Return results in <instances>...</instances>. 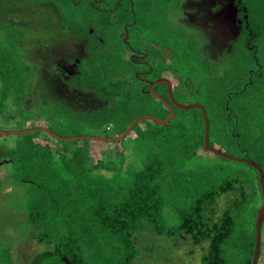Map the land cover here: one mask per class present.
<instances>
[{"label": "trees", "instance_id": "1", "mask_svg": "<svg viewBox=\"0 0 264 264\" xmlns=\"http://www.w3.org/2000/svg\"><path fill=\"white\" fill-rule=\"evenodd\" d=\"M177 2L0 0V120L28 121L22 128H35L15 134L8 170L10 178L27 184L29 238L47 246L24 264H66L62 257L71 264H132L139 255L133 236L142 230L171 237L172 245L188 237L205 251L200 264H252L263 205L259 174L204 149L200 109L171 105L174 115L167 123L141 120L121 141L64 140L114 138L142 115L166 119L168 109L149 90L150 83L165 78L177 104H184L177 98L207 103L200 104L210 147L253 162L264 185V0H235L234 59L219 74L169 19ZM30 3L38 4L47 21L43 27V21L18 14ZM11 12L19 23L7 19ZM68 38L81 42L82 55L75 72L61 71L54 82L74 90L69 102L49 92L51 100L44 94L50 90L46 76L60 75V68L54 59L47 69L40 49H49L51 40L64 47ZM39 89L44 95L38 96ZM75 90L103 104L75 112L70 104ZM154 91L169 102L164 83ZM203 149L210 163L200 159ZM263 224L264 219L257 264ZM12 257L11 246L1 244L0 264H18Z\"/></svg>", "mask_w": 264, "mask_h": 264}, {"label": "rangeland", "instance_id": "2", "mask_svg": "<svg viewBox=\"0 0 264 264\" xmlns=\"http://www.w3.org/2000/svg\"><path fill=\"white\" fill-rule=\"evenodd\" d=\"M36 5L38 4L23 5L19 8L18 14L23 16L22 19L30 18L29 20L31 21V18H33V22L40 24L44 19H41L39 7ZM9 10L16 12V10ZM12 12L11 16H7V19L19 23V17ZM168 16L173 24L186 31L194 40L201 52L200 55L209 62L214 73H222L223 70L230 66L231 61L234 59L233 44L239 30L235 20V0H179V2L174 3ZM46 22L43 21L41 27ZM56 36L59 37L56 33L53 35V39ZM72 39L68 38L64 42V47H61L62 43L54 45L51 40L49 49H40L41 54L44 55H42L43 62L48 63L47 69L49 64L56 59V67L60 68L58 71L60 75L54 74L49 77L46 74L50 90L44 93V90L39 89L38 96L45 94V96L53 100L52 95L49 94V92H53L54 97L58 96L57 98L63 101L74 90L72 87L69 92L59 84L60 82H54V80L59 81L58 77L61 76V71L72 73L76 70L74 62L78 56L82 55V47L81 42ZM37 53L39 54L38 50ZM66 56L72 61L69 63L64 62L62 57ZM37 59L40 60V58ZM47 71L49 73L50 70ZM76 94L77 96H73L75 99L70 102L71 105L73 103L72 107L75 112L89 111L103 104V101L93 97L87 91H78ZM177 100L184 103L181 105H201L200 103H204V105L208 106L203 99L200 100L198 98L191 100V102H185V100L179 98ZM67 102H69V99H67ZM30 104L31 106L34 105L31 102ZM3 112L6 111L3 110ZM17 121L20 125L15 126ZM34 122L40 124L38 119ZM30 123L28 121L22 123L21 121L19 122V119L12 118V120L8 121L0 120V127L8 131H23L26 129L22 127ZM16 137L17 135L10 134L0 138V171L2 173H0V178L3 179L0 183V245L11 246L12 258L18 264H24L31 256L45 250L47 246L29 238L30 233L24 218L26 213L24 200L27 184L17 182L12 177L10 178L9 175L7 151L13 141L16 140ZM124 147L127 148L128 144ZM91 151L95 159L100 157L96 147H92ZM200 159L210 163L212 156L205 153L203 149V152H200ZM225 198L224 196L220 198L219 210L223 207ZM262 230H264V224ZM133 241L139 251V255H137L132 264H200L205 253L203 248L194 245L188 237L180 238L176 244L172 245L173 238L158 236L148 230L136 232L133 236ZM258 264H264V236L262 238V255Z\"/></svg>", "mask_w": 264, "mask_h": 264}, {"label": "water", "instance_id": "3", "mask_svg": "<svg viewBox=\"0 0 264 264\" xmlns=\"http://www.w3.org/2000/svg\"><path fill=\"white\" fill-rule=\"evenodd\" d=\"M160 83H164L167 87V93H168V98H169V102H167L165 99H163L161 96H158V94L154 91V87ZM149 90L152 94V96H154L155 98H157L169 111V115L167 116L166 119H159L155 116H151V115H142L139 116L137 118H135L126 128V130L118 135L117 137L114 138H105V137H100V136H79V137H70V138H64V140H74V139H89V140H94V141H100V142H112V141H121L123 140L126 135L129 134V132L131 131L132 127L134 126V124H136L137 122L141 121V120H151L154 121L156 123L159 124H165L167 123L174 115V111H173V107L179 108V109H191V108H198L201 110L202 112V116H203V120H204V149L206 151H209L219 157L222 158H226V159H231L233 161H240L242 163H246L248 165H250L251 167H253L254 169L257 170L258 174H259V183H260V187H261V192L263 195V205L262 207L259 209L258 214H257V219H256V226H255V230H256V240H255V251H254V255H253V259H252V264H257V257H258V251H259V242H260V226L261 223L264 219V185H263V173L261 171V169L259 167H257L253 162H251L250 160L247 159H239L237 157H233L231 155H227L217 149H214L212 147H210V145L208 144V125H207V118L206 115L204 113V109L201 105L198 104H191V105H179L177 104L172 96V91H171V84L170 82L165 79V78H160L158 80L153 81L152 83H150L149 86ZM172 105V106H171ZM44 132L50 134L52 136V138L55 139H60L58 136H56L55 134L51 133L48 129L46 128H41ZM35 130V128H30L29 130H23V131H3L0 130V135L1 136H6L8 134H26V133H30L33 132ZM62 261L66 264H71L65 257H62Z\"/></svg>", "mask_w": 264, "mask_h": 264}]
</instances>
